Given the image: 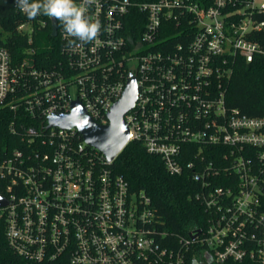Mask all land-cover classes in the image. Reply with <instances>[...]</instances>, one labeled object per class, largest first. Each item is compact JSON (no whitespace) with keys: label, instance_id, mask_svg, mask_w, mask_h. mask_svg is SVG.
<instances>
[{"label":"built area","instance_id":"1","mask_svg":"<svg viewBox=\"0 0 264 264\" xmlns=\"http://www.w3.org/2000/svg\"><path fill=\"white\" fill-rule=\"evenodd\" d=\"M87 15L101 23L97 39L70 46L57 21L60 57L50 66L34 46L19 60L0 46V110L13 114L19 141L0 144L10 248L36 264H264V118L227 103L238 63L264 58V0H94ZM35 26L17 27L30 45ZM131 73L129 143L200 186L207 222L175 248L150 197L132 191L114 161L76 128L49 127L73 101L108 125Z\"/></svg>","mask_w":264,"mask_h":264},{"label":"trees","instance_id":"2","mask_svg":"<svg viewBox=\"0 0 264 264\" xmlns=\"http://www.w3.org/2000/svg\"><path fill=\"white\" fill-rule=\"evenodd\" d=\"M260 19L264 20V16ZM27 20H32L36 25L32 45L27 36L17 32V27ZM51 20L45 15L29 19L17 7L16 0H0V46L7 48L17 60L21 59L25 49L34 46L37 50L35 60L39 65L50 66L57 63L60 57L59 43L58 38L52 36ZM261 37L264 39V32ZM227 103L231 109H237L243 115L264 118V58L253 63H238L228 88ZM12 118L11 112L0 110V144L8 150L19 145V141L10 133ZM111 166L115 173L128 182L132 191L143 192L150 197L156 216L160 219L159 224L167 234L168 246L175 248L179 238H188L193 231L204 228L206 214L201 203L195 199L200 186L188 174L171 176L162 160L148 154L143 145L136 141L129 143ZM217 185L224 184L219 182ZM3 186L4 183L0 181V191ZM261 209L264 213V192ZM5 232V222L0 220V264H36L13 252Z\"/></svg>","mask_w":264,"mask_h":264},{"label":"water","instance_id":"3","mask_svg":"<svg viewBox=\"0 0 264 264\" xmlns=\"http://www.w3.org/2000/svg\"><path fill=\"white\" fill-rule=\"evenodd\" d=\"M52 36H57L58 22L51 20ZM128 84L122 98L116 102L109 115L108 125H99L88 115L87 111L79 101H73L71 112L68 114L54 113L49 118V127H59L63 129L76 128L83 136L85 142L97 148L111 163L129 144V126L124 118L135 104L137 97V84L134 74H130ZM6 201L0 197V206ZM198 230L195 234H190L193 239L200 234Z\"/></svg>","mask_w":264,"mask_h":264},{"label":"clouds","instance_id":"4","mask_svg":"<svg viewBox=\"0 0 264 264\" xmlns=\"http://www.w3.org/2000/svg\"><path fill=\"white\" fill-rule=\"evenodd\" d=\"M93 2L94 0H82V3L77 4L76 0H16V5L29 19L45 15L59 21L66 37L75 38L68 41L71 46L76 41L84 44L97 39L101 23L87 15Z\"/></svg>","mask_w":264,"mask_h":264},{"label":"rangeland","instance_id":"5","mask_svg":"<svg viewBox=\"0 0 264 264\" xmlns=\"http://www.w3.org/2000/svg\"><path fill=\"white\" fill-rule=\"evenodd\" d=\"M31 38H32V40L34 41V36L33 35H31ZM40 38H38V40H39Z\"/></svg>","mask_w":264,"mask_h":264}]
</instances>
